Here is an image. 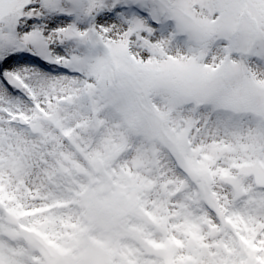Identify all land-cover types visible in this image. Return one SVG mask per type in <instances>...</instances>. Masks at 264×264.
I'll use <instances>...</instances> for the list:
<instances>
[{
  "label": "snow or ice",
  "instance_id": "1",
  "mask_svg": "<svg viewBox=\"0 0 264 264\" xmlns=\"http://www.w3.org/2000/svg\"><path fill=\"white\" fill-rule=\"evenodd\" d=\"M0 264H264V0H0Z\"/></svg>",
  "mask_w": 264,
  "mask_h": 264
}]
</instances>
